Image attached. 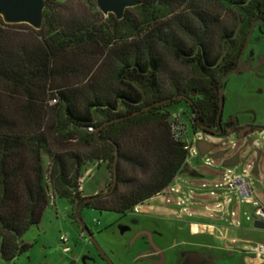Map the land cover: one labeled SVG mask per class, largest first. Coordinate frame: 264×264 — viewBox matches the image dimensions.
I'll return each mask as SVG.
<instances>
[{"label": "trees", "instance_id": "16d2710c", "mask_svg": "<svg viewBox=\"0 0 264 264\" xmlns=\"http://www.w3.org/2000/svg\"><path fill=\"white\" fill-rule=\"evenodd\" d=\"M90 1L94 12L79 15L69 2L45 0L39 31L0 16V258L8 263L32 249L23 237L52 195L77 211L124 217L167 190L188 168L174 108L191 110L193 134L216 130L220 81L264 19V0H136L121 21ZM215 4L237 26L222 27L207 9ZM100 162L112 172L108 192L83 197V169Z\"/></svg>", "mask_w": 264, "mask_h": 264}, {"label": "rangeland", "instance_id": "374dc122", "mask_svg": "<svg viewBox=\"0 0 264 264\" xmlns=\"http://www.w3.org/2000/svg\"><path fill=\"white\" fill-rule=\"evenodd\" d=\"M59 1L69 2L70 7L79 15L94 12L90 0ZM94 3L98 10L95 0ZM207 9L219 16L222 27L233 29L237 26L236 15L220 5H208ZM255 63L264 66V29L261 25L255 26L251 32L242 57L241 70L223 82V125L236 119L243 123H258L260 116L257 106H264V79H259L260 76L255 72L249 73L253 71ZM172 66L182 69L174 63ZM173 112L182 114L188 126V138L192 144L188 168L195 171L196 176L190 175L189 170L185 169L171 186L172 192L153 198L124 217L84 208L78 218L76 205L52 195L41 223L32 227L23 237V241L31 244L32 249L10 263L0 258V264H159L146 261L144 258H153L142 255L161 251V248L175 250L183 246L203 250L206 246H213L208 224L251 227L254 219L248 222L246 216L251 217L257 206L264 208V187L257 182L259 177L256 176L253 199L240 204L233 194L225 192L224 187L234 174L229 173V168L224 164L243 150L240 165L234 167L237 170L233 171L236 175H251L252 168L249 165L255 157L251 153L252 148L247 146L248 141L254 140L253 147L262 148L264 133L253 134L249 138H240L237 132L213 136L199 131L194 135L190 126L191 110L185 104H180ZM201 141L212 146L209 156L199 153L198 144ZM219 153H225V157L213 159ZM260 169L261 179L264 175L263 165ZM111 173L106 163L86 166L83 169V177L86 179L82 196H94L100 193L104 185L106 187L101 192L107 193L108 184L112 181ZM82 224L90 234L83 230ZM82 231L83 239L80 238ZM63 235L69 237V252L64 251L60 241ZM179 240L185 244L175 247ZM163 257L166 262L160 264L182 262L181 257L173 255L171 250Z\"/></svg>", "mask_w": 264, "mask_h": 264}, {"label": "water", "instance_id": "95a60500", "mask_svg": "<svg viewBox=\"0 0 264 264\" xmlns=\"http://www.w3.org/2000/svg\"><path fill=\"white\" fill-rule=\"evenodd\" d=\"M98 10L105 16L113 15L118 21H121L124 19L125 12L128 9L135 8L140 5V3L136 0H95ZM46 8V2L45 0H0V16L2 17L3 21L6 24L9 25H20L25 24L33 28L34 30H41L43 27L44 22V11ZM250 35L248 36V40L250 39ZM247 46L244 49V52L246 50ZM241 66V58L239 59L238 68ZM237 72V70H234L233 72L228 73L226 76L222 78L220 81V103H219V112L217 116V130L210 131L206 128H201V132L203 134H206L205 131L210 132L213 136H222L223 134V128H222V113L224 108V96H223V82L224 80L230 76L231 74ZM99 132V131H98ZM261 132L264 133V130ZM260 132V133H261ZM240 138H247V136H244L243 134L239 135ZM110 142V141H107ZM254 140H249L248 145L252 148L251 153L254 155L255 159L252 161V164L249 165L250 168H252L251 175L254 177H259L257 182L259 184H262L264 187V175L260 179L261 169L260 166L263 165L264 167V146L262 148L259 147H253L254 146ZM199 153L202 156H209L212 146L206 143L205 141H201L198 144ZM243 150L239 151L235 155H233L231 158H229L225 162L226 168H234L240 165V159H241V153ZM117 156V151H116ZM225 157V153H219L215 156H213V159H222ZM117 157L114 163V179H116V163H117ZM243 167V165H242ZM244 168V167H243ZM245 171V170H243ZM115 184V182H114ZM106 186H102L100 188L99 192H101ZM93 198H88L86 202H90ZM82 207L80 206L77 211L78 218L80 217ZM253 227L257 230H264V223L260 221H255L253 224ZM83 230L87 231L86 226L82 224ZM88 234H90L87 231ZM93 240V239H92ZM160 261H155L149 258H144L146 261L155 262V263H162L164 261L163 255L160 256Z\"/></svg>", "mask_w": 264, "mask_h": 264}, {"label": "crops", "instance_id": "0c3cea01", "mask_svg": "<svg viewBox=\"0 0 264 264\" xmlns=\"http://www.w3.org/2000/svg\"><path fill=\"white\" fill-rule=\"evenodd\" d=\"M250 72H255L257 76H261L259 79H264V66H258L255 63L253 71H249V73ZM257 107H259L257 113L260 116L258 123H243L240 122L239 119H236L235 123L241 126L258 127L261 128V131L264 130V106ZM187 169L190 172L192 171L189 168ZM175 181L173 183H175ZM208 226L210 228L209 234L214 242L213 246H206L202 248L203 250L195 247L183 248V246L175 250L161 248V251L151 252L148 255L145 254L142 256H149L153 258L152 260L156 261L161 255L166 256V253L171 250L173 255L181 257L182 262H179V264H264V259L241 249L242 242L264 245V230H257L253 225L249 228L242 226L240 228H235L221 223L208 224ZM183 244H185V242L179 240L178 245H175V247ZM164 261L166 262L165 259Z\"/></svg>", "mask_w": 264, "mask_h": 264}, {"label": "built area", "instance_id": "2783aa9c", "mask_svg": "<svg viewBox=\"0 0 264 264\" xmlns=\"http://www.w3.org/2000/svg\"><path fill=\"white\" fill-rule=\"evenodd\" d=\"M172 131H173L174 138L176 140L182 141L186 144L185 150L188 151V155H189L187 163H189V160L191 158L192 144H190V141L188 138L190 135L188 126L185 124V121L183 120L181 114L176 113L173 115ZM233 170L236 171L237 169L235 168L228 169L229 173L230 172L233 173L234 176L228 180L227 186L224 187L226 188L225 192L227 191L228 194H233L240 204L250 202L253 199L254 177L252 175H249V176H244L241 174L236 175V173ZM85 179H86L85 177H81L78 181L77 191L79 193H83V185L85 183ZM171 186L167 190H165L163 193H161L160 195H165L169 193L170 191L172 192ZM246 219L248 222H251L254 219V222L260 221L264 223V208L262 206H257L253 215L251 217L246 216ZM80 238L81 239L84 238L83 231L81 232ZM68 240H69L68 235H63L60 237V241L62 245L64 246L65 252H69L71 249L68 246ZM242 243L243 244L241 245V249H243L246 252L255 254L259 258L264 259V245L263 244H257V243H252V242H242Z\"/></svg>", "mask_w": 264, "mask_h": 264}, {"label": "flooded vegetation", "instance_id": "af4514ba", "mask_svg": "<svg viewBox=\"0 0 264 264\" xmlns=\"http://www.w3.org/2000/svg\"><path fill=\"white\" fill-rule=\"evenodd\" d=\"M257 25H261L262 27H263V29H264V19H259V20H256L255 22H254V24L252 25V28H251V31H250V33L253 31V29H254V27L255 26H257ZM249 33V34H250ZM249 36V35H248ZM247 44H248V39H247V42H246V46H247ZM245 46V47H246ZM245 49V48H244ZM244 56V50H243V53H242V55L240 56V58H241V61H242V57ZM239 58V59H240ZM238 64H239V61H238ZM235 70H237V72H239L240 70H241V66L238 68V66H237V68L235 69ZM234 71V70H233ZM233 71H231V72H233ZM228 73H230V72H228ZM227 73V74H228ZM236 73V72H235ZM227 74H225L224 76H226ZM223 76V77H224ZM222 77V78H223ZM261 77V76H260ZM264 77V76H263ZM222 80V79H221ZM219 93H220V88H219ZM222 128H223V134H222V136H224V135H227V134H230V133H232V132H237L238 133V135H240V134H243L244 136H247V138H249V137H251V136H253V134H257V135H259L260 134V132H261V128H258V127H251V126H241V125H239V124H236L235 123V121H230V122H228V123H226V124H222ZM217 130V129H216ZM211 135V134H210ZM145 212V211H144ZM155 252H157V251H155ZM161 258L159 257L158 258V260H160Z\"/></svg>", "mask_w": 264, "mask_h": 264}]
</instances>
